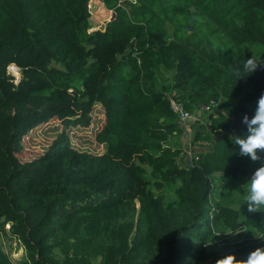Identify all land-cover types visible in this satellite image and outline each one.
Wrapping results in <instances>:
<instances>
[{"label":"trees","instance_id":"obj_1","mask_svg":"<svg viewBox=\"0 0 264 264\" xmlns=\"http://www.w3.org/2000/svg\"><path fill=\"white\" fill-rule=\"evenodd\" d=\"M89 1L0 0V232L24 248L15 264H218L230 253L243 264L264 246V210L244 213L215 189L264 164L235 143L264 95V0H99L115 18L91 33ZM172 100L218 106L191 166L170 144L182 133ZM96 105L102 154L62 132L17 158L27 132L50 119L86 127ZM0 264H14L1 247Z\"/></svg>","mask_w":264,"mask_h":264},{"label":"rangeland","instance_id":"obj_2","mask_svg":"<svg viewBox=\"0 0 264 264\" xmlns=\"http://www.w3.org/2000/svg\"><path fill=\"white\" fill-rule=\"evenodd\" d=\"M88 8L90 13L88 21L90 25V28L88 29L89 33L102 28L104 26V22L108 21L112 16V12L106 10L99 0H90ZM190 31L192 32V28ZM169 33H171L170 27ZM16 68L17 67L14 65H10L8 67V72L14 76L15 82H17L20 76L19 70ZM170 83H172L170 73L159 70L156 81L157 87L160 90L167 92V87ZM217 110L218 106L216 105L211 109V112H217ZM204 119L206 120V115L204 116ZM90 120V124L86 127L69 126L64 128L63 124L57 119H50L46 123L40 124L23 136L21 141L22 150L19 153H16L17 158L21 162H29L41 156L57 135L62 132L66 133L69 143L74 149L87 152L92 155L102 154L104 152V147L95 141L96 132L104 120L103 113L99 105H96L91 111ZM201 124L204 123L197 121L195 123L187 122L183 124V128L186 130L185 136L182 134L178 137L172 138L170 144L183 149V153L189 151L191 155L207 151L209 146H200L198 141L195 140V134L200 130ZM248 180L249 179L234 181L226 180L221 183L216 181L215 192L216 194H219L222 199H232L231 201L237 203L243 212L247 213V206L246 204L242 205V202L244 199V189ZM175 198L176 197L173 192L166 193L164 194V203H168ZM214 198H217V195ZM8 227V225H5V229H8ZM0 247L5 254L9 255L14 264L17 263L25 253L23 246L16 239L6 237L2 232H0Z\"/></svg>","mask_w":264,"mask_h":264},{"label":"clouds","instance_id":"obj_3","mask_svg":"<svg viewBox=\"0 0 264 264\" xmlns=\"http://www.w3.org/2000/svg\"><path fill=\"white\" fill-rule=\"evenodd\" d=\"M246 67H250L253 71L257 63L251 58L247 59ZM244 123L248 126L247 135L237 137L235 143L239 146L240 155L255 160L258 154L264 153V95L258 99L251 118L247 115L244 117ZM245 204L247 213H261L264 210V164L256 168L247 181L242 205ZM239 261L240 259L230 253L218 259V264H234V262L239 264ZM243 264H264V246L251 250Z\"/></svg>","mask_w":264,"mask_h":264},{"label":"built area","instance_id":"obj_4","mask_svg":"<svg viewBox=\"0 0 264 264\" xmlns=\"http://www.w3.org/2000/svg\"><path fill=\"white\" fill-rule=\"evenodd\" d=\"M175 104H174V103ZM217 105L216 102L214 101H210L208 105H201L198 109H196L193 112H189V111H185L182 107L181 104L176 103L175 101H171V107L173 109V111L175 112L176 115V121L179 124V127L182 129V133L185 136L186 130L183 128V124L187 123V122H191V123H195L197 121H201L203 122L206 126H210V122L207 119V116L209 113H211V109L213 107H215ZM206 115V120L204 119V116ZM200 146H207L206 143H198ZM183 150V149H182ZM188 156L189 161L191 159V157L193 155H196V153H194L193 155L190 154L189 151H187L186 153H183V158H185V156Z\"/></svg>","mask_w":264,"mask_h":264},{"label":"water","instance_id":"obj_5","mask_svg":"<svg viewBox=\"0 0 264 264\" xmlns=\"http://www.w3.org/2000/svg\"><path fill=\"white\" fill-rule=\"evenodd\" d=\"M114 18H115V15L112 13L111 18H110L108 21H111V20H113ZM108 21H105V22H104V25H105ZM102 29H103V28H102ZM189 29L191 30V28H189ZM184 161H185V163H186L188 166H191V163H190V161H189L188 156H185Z\"/></svg>","mask_w":264,"mask_h":264},{"label":"bare ground","instance_id":"obj_6","mask_svg":"<svg viewBox=\"0 0 264 264\" xmlns=\"http://www.w3.org/2000/svg\"><path fill=\"white\" fill-rule=\"evenodd\" d=\"M17 69V68H16Z\"/></svg>","mask_w":264,"mask_h":264}]
</instances>
